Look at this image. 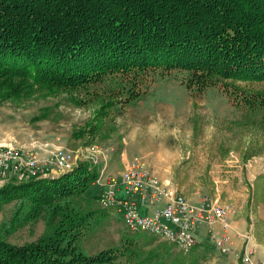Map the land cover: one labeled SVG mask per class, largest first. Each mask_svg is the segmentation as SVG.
<instances>
[{
	"label": "rangeland",
	"instance_id": "374dc122",
	"mask_svg": "<svg viewBox=\"0 0 264 264\" xmlns=\"http://www.w3.org/2000/svg\"><path fill=\"white\" fill-rule=\"evenodd\" d=\"M184 81L181 71L157 70L118 79L111 87L107 81L50 94L31 85L32 94L24 91L23 96L20 92L0 102V144L41 160L52 161L59 151L69 153L75 169L100 160L108 150L116 168L115 175L109 176L114 179L128 163L137 162L192 207L216 200L232 207L229 230L234 222L243 224L242 233L236 235L242 248L234 249L228 240L226 253L221 255L227 260L218 264H242L244 255L264 260L263 114L260 106L249 108L241 96L233 94L236 89L249 97L263 94L264 82L216 80L215 86L199 92L196 87L187 89ZM135 84L141 97L129 103L124 87ZM115 86L122 89L117 91ZM20 184L25 183L5 186ZM101 191L90 186L84 198ZM84 198L81 208L95 212L81 229L79 245L85 254L121 251L127 245L135 251L127 257L116 252L118 264H146L148 260L147 264H215L212 259L218 252L210 248L211 232L220 236L218 224L197 227L195 233L201 226L207 229L208 248L183 256L146 233H129L115 210H103L97 199ZM16 202L0 206V237L15 246L39 241L45 233L44 217L24 221L23 217L15 223ZM9 221L14 231L4 233Z\"/></svg>",
	"mask_w": 264,
	"mask_h": 264
},
{
	"label": "trees",
	"instance_id": "16d2710c",
	"mask_svg": "<svg viewBox=\"0 0 264 264\" xmlns=\"http://www.w3.org/2000/svg\"><path fill=\"white\" fill-rule=\"evenodd\" d=\"M157 70L185 73L190 91L216 80L264 82V0H0V102L32 94L31 85L50 94L111 87ZM135 87H124L129 103L141 97ZM238 90L234 96L260 106L264 120V93ZM89 169L85 163L56 179L0 189V206L18 201L15 223L45 221L35 243L0 237V264H118L116 252L132 255L127 245L96 255L81 250V229L95 214L79 204L98 176ZM11 221L4 233L14 231Z\"/></svg>",
	"mask_w": 264,
	"mask_h": 264
},
{
	"label": "built area",
	"instance_id": "2783aa9c",
	"mask_svg": "<svg viewBox=\"0 0 264 264\" xmlns=\"http://www.w3.org/2000/svg\"><path fill=\"white\" fill-rule=\"evenodd\" d=\"M108 158L107 150L100 160L96 158L89 163L90 169L100 167L93 183L103 189L97 201L101 209L115 210L129 233H146L186 256L195 245L196 228L218 224L221 234L217 236L211 232L213 246L220 255L226 253L224 245L229 240L228 220L232 214L229 204H220L216 200L212 204L192 207L184 196L171 192L153 171H143L137 162L129 164L120 177L114 179L106 174ZM74 170L69 153L59 151L52 161L51 158L41 160L10 144H0V188L8 183L52 180L56 174L62 176ZM141 208L152 209V216L144 215ZM241 260L242 264H264V260L249 255H244Z\"/></svg>",
	"mask_w": 264,
	"mask_h": 264
},
{
	"label": "crops",
	"instance_id": "0c3cea01",
	"mask_svg": "<svg viewBox=\"0 0 264 264\" xmlns=\"http://www.w3.org/2000/svg\"><path fill=\"white\" fill-rule=\"evenodd\" d=\"M129 165V163L126 165V167ZM125 167V168H126ZM99 169L100 167H95L94 170L97 171V173L99 172ZM115 169L113 167V158H109L108 160V165H107V169H106V174H110V175H113L115 172ZM115 175V174H114ZM98 177V176H97ZM158 177V176H157ZM159 178V177H158ZM95 186V185H93ZM92 186V187H93ZM168 189V188H167ZM170 190V189H169ZM171 192L177 194L178 192L176 191H172L170 190ZM100 193V192H98ZM179 194V193H178ZM121 195V194H120ZM141 212L144 214V215H147V216H152L153 214V210L152 209H145V208H141ZM242 223L241 222H234L231 224V230L228 231L227 235H228V238L231 242V245L234 249H237L239 250L240 248H242V246L240 245V241L241 239L239 237H237L236 235L237 234H241V227H242ZM206 228L204 226H201L198 231L195 233L194 235V239H195V245L193 246L191 252H194V253H198V252H204L205 251V248L207 247L208 248V245L205 243V238H206ZM240 242V243H239ZM213 249V251H216L214 249V247H210ZM219 254V253H218ZM216 254L215 256H213V259H212V263H215V264H218L219 261L221 260H227L226 257H223L221 256L220 254L218 255Z\"/></svg>",
	"mask_w": 264,
	"mask_h": 264
}]
</instances>
